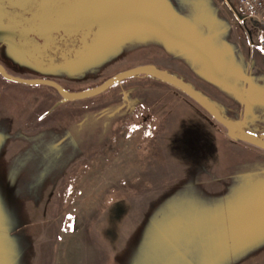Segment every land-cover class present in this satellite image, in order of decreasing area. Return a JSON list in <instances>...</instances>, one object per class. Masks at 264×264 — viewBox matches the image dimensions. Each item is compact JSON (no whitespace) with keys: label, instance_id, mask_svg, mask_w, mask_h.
<instances>
[{"label":"rangeland","instance_id":"rangeland-1","mask_svg":"<svg viewBox=\"0 0 264 264\" xmlns=\"http://www.w3.org/2000/svg\"><path fill=\"white\" fill-rule=\"evenodd\" d=\"M229 5L0 0V65L71 94L161 70L261 142L264 53L247 19L249 75L228 71ZM0 264H264V148L152 76L75 101L0 76Z\"/></svg>","mask_w":264,"mask_h":264},{"label":"water","instance_id":"water-1","mask_svg":"<svg viewBox=\"0 0 264 264\" xmlns=\"http://www.w3.org/2000/svg\"><path fill=\"white\" fill-rule=\"evenodd\" d=\"M137 75L152 76V77H155L159 80L166 82L169 85L176 87L177 89H179L180 91L188 95L191 99H193L201 107L207 108L212 119H214L216 122H218L220 125H222L226 129V132L229 137L243 141L245 143H248L250 145H253L259 148H264V141L257 142L249 138H243L242 136L234 134L233 132L235 130V125L231 123L230 121L226 120L220 114H218L215 108L213 107V105L205 97H203L199 92L195 91L193 88H191L188 84H186L182 80L178 79L177 77L171 74H168L167 72L161 71V70H157V69L150 68V67L132 68L127 71L114 75L113 77L107 79L106 81H104L102 84H100L94 89H91L86 92L71 94V93L66 92L57 83L50 81V80L22 79V78L9 75L4 71V69L0 65V76L4 80L12 82V83H16V84L25 85V86H28V85L47 86V87L54 89L63 99L68 100V101L81 100V99L96 96L100 94L101 92H103L108 87L117 83L118 81H121L125 78L137 76ZM238 76H239V79H242V80L245 79V77L241 73H238Z\"/></svg>","mask_w":264,"mask_h":264},{"label":"crops","instance_id":"crops-1","mask_svg":"<svg viewBox=\"0 0 264 264\" xmlns=\"http://www.w3.org/2000/svg\"><path fill=\"white\" fill-rule=\"evenodd\" d=\"M233 15L234 16H233L232 21L233 22L237 21V24H242V26L238 25L240 26V29L238 27L228 28L227 32L224 35L225 37H223L221 33L219 34L218 32V42H219V46L224 48L228 54L225 60V62L227 61L228 71L229 70L233 71L234 75H236L235 73H242L243 75L248 76L249 74L247 71V66L250 63V59L248 58L249 57L247 53L248 51L245 52L244 49L248 47L252 35L248 32L247 30L248 28L246 29L245 27L246 26L245 22L247 21V19L244 17V15L242 14L241 18L236 16L234 13ZM232 21H231V24H233ZM219 26L221 27L220 23L216 25L217 28ZM255 26H256L255 28H256V33H257L256 40H257V43L259 44V39H260L262 31L257 22H255ZM228 76L229 77L231 76V78L233 79L230 73L228 74ZM231 91L234 93V89H232Z\"/></svg>","mask_w":264,"mask_h":264},{"label":"built area","instance_id":"built-area-1","mask_svg":"<svg viewBox=\"0 0 264 264\" xmlns=\"http://www.w3.org/2000/svg\"><path fill=\"white\" fill-rule=\"evenodd\" d=\"M214 1L219 11L228 8L231 10L229 0ZM236 4L241 8L246 19L255 21L260 26L262 32L259 39V48L264 53V0H236ZM233 24H237V21H234Z\"/></svg>","mask_w":264,"mask_h":264},{"label":"trees","instance_id":"trees-1","mask_svg":"<svg viewBox=\"0 0 264 264\" xmlns=\"http://www.w3.org/2000/svg\"><path fill=\"white\" fill-rule=\"evenodd\" d=\"M56 8H57V6L53 4V11H56ZM53 17H56V14H53ZM60 33H62V32H60L59 30L55 29L53 36H56V35L59 36ZM64 61H66V60L64 59Z\"/></svg>","mask_w":264,"mask_h":264}]
</instances>
